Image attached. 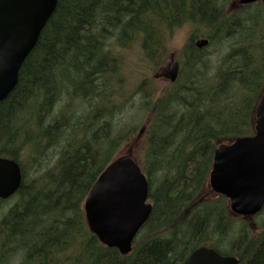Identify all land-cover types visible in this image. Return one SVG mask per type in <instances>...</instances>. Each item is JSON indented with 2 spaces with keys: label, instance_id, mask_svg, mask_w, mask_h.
<instances>
[{
  "label": "trees",
  "instance_id": "1",
  "mask_svg": "<svg viewBox=\"0 0 264 264\" xmlns=\"http://www.w3.org/2000/svg\"><path fill=\"white\" fill-rule=\"evenodd\" d=\"M184 25L196 29L177 80L160 86L144 76L128 90L124 51L138 47L139 62L161 65L167 39ZM199 37L209 45L197 48ZM263 94L261 2L59 0L0 102V157L23 173L0 218V264H183L202 245L264 264V226H237L227 198L211 197L207 184L218 145L253 134ZM130 113L140 118L127 128ZM142 130L138 161L153 210L123 255L89 229L83 204Z\"/></svg>",
  "mask_w": 264,
  "mask_h": 264
},
{
  "label": "water",
  "instance_id": "2",
  "mask_svg": "<svg viewBox=\"0 0 264 264\" xmlns=\"http://www.w3.org/2000/svg\"><path fill=\"white\" fill-rule=\"evenodd\" d=\"M264 0H236L241 6ZM59 0H0V102L14 90L20 68L34 49L42 30ZM198 48L209 39L199 38ZM179 62L172 55L167 77L176 81ZM140 132L137 138L142 134ZM133 149L117 155L101 172L84 201L89 229L107 247L121 254L133 251V243L148 221L153 204L149 201V182ZM22 182L17 161L0 157V198L13 195ZM209 187L225 196L231 212L248 218L264 207V94L255 109L254 133L221 143L215 150L209 174ZM236 256L221 255L214 248H196L183 264H239Z\"/></svg>",
  "mask_w": 264,
  "mask_h": 264
},
{
  "label": "rangeland",
  "instance_id": "3",
  "mask_svg": "<svg viewBox=\"0 0 264 264\" xmlns=\"http://www.w3.org/2000/svg\"><path fill=\"white\" fill-rule=\"evenodd\" d=\"M196 27L193 26H182L180 29H178L174 35L171 38L167 39V47H168V54L164 58V62L161 65H158L156 67H148L145 64H142L139 62V48L132 46L131 49H128L127 51H124V55L127 57L126 66L124 68V72L129 76L127 78V84L126 88L128 90H131L134 87H137V85L141 82L142 77L144 76H152L155 78V81L160 85L164 86L168 83L167 79V69H168V63L170 60V54L175 53L176 58L180 55V51L182 47L184 46L185 42L189 39L190 33L194 31ZM196 39H194L195 41ZM179 59V58H178ZM61 104V103H60ZM63 104V103H62ZM56 109L53 115H56L58 113L59 107ZM134 112V111H133ZM140 118V114L138 113H130L129 117L126 121V126L129 128L130 126L134 125L138 122ZM145 136H140L139 138H133L131 139V142L129 144H125L121 151L125 152L127 149L132 148L134 157L138 160V158L141 157V154L138 149H141L143 144L145 143ZM29 175L33 174V170L28 168ZM210 194V192H209ZM16 199L12 198L9 200H5L3 203V209L0 211V218L3 213L6 212V210L12 206L15 203ZM245 222L243 219H238L237 226H241L242 223ZM249 226V224H247ZM264 226V210L256 217L254 220L250 221V231L253 233H259L261 229ZM16 264V262H15Z\"/></svg>",
  "mask_w": 264,
  "mask_h": 264
},
{
  "label": "flooded vegetation",
  "instance_id": "4",
  "mask_svg": "<svg viewBox=\"0 0 264 264\" xmlns=\"http://www.w3.org/2000/svg\"><path fill=\"white\" fill-rule=\"evenodd\" d=\"M22 181H23V177H22ZM16 194H17V192L14 194V195H12V196H10L9 198H7V199H0L1 201H5V200H8V199H12V198H15L16 197Z\"/></svg>",
  "mask_w": 264,
  "mask_h": 264
}]
</instances>
